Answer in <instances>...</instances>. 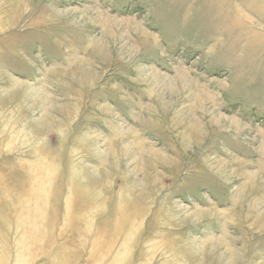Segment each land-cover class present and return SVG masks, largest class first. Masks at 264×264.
Returning <instances> with one entry per match:
<instances>
[{"label": "rangeland", "instance_id": "rangeland-1", "mask_svg": "<svg viewBox=\"0 0 264 264\" xmlns=\"http://www.w3.org/2000/svg\"><path fill=\"white\" fill-rule=\"evenodd\" d=\"M227 1L0 0V264H264L263 0Z\"/></svg>", "mask_w": 264, "mask_h": 264}, {"label": "crops", "instance_id": "crops-1", "mask_svg": "<svg viewBox=\"0 0 264 264\" xmlns=\"http://www.w3.org/2000/svg\"><path fill=\"white\" fill-rule=\"evenodd\" d=\"M244 1H248L250 4H248L249 6V9H253L254 10V6H253V3L251 4V1L252 0H243V2ZM225 4H232L231 2L229 3L227 0H223V2H222V5H225ZM261 5H262V7H263V9H264V0H263V2L261 3ZM236 13L237 12H235V14L234 13H230V14H225V15H223L224 17H226V19L227 18H230V20H232L233 19V17L234 16H236ZM264 13V12H263ZM221 17V16H220ZM227 20H229V19H227ZM246 22V21H245ZM253 36H256V37H253L252 39H254L255 41H257L258 42V39H259V37H258V34H255V35H253ZM261 37H263V36H260V38ZM264 44V43H263Z\"/></svg>", "mask_w": 264, "mask_h": 264}, {"label": "bare ground", "instance_id": "bare-ground-1", "mask_svg": "<svg viewBox=\"0 0 264 264\" xmlns=\"http://www.w3.org/2000/svg\"><path fill=\"white\" fill-rule=\"evenodd\" d=\"M203 116H205V115H203ZM189 129H190V131H187V132H189V133L193 136L195 130L193 131V129H191V128H189ZM259 189H260V188H259ZM254 190H255L256 192L258 191L257 189H254ZM262 190H263V189H262ZM252 193H253V190H252ZM249 213H250L251 217H254V224H257L258 222H261L262 220H264L263 218H261V217L255 215V212H254L253 210H252V211L249 210Z\"/></svg>", "mask_w": 264, "mask_h": 264}]
</instances>
